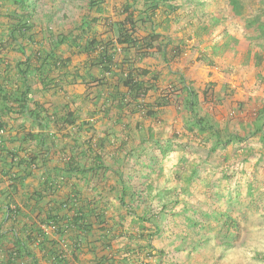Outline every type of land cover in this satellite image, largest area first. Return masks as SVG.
<instances>
[{
	"label": "rangeland",
	"instance_id": "1",
	"mask_svg": "<svg viewBox=\"0 0 264 264\" xmlns=\"http://www.w3.org/2000/svg\"><path fill=\"white\" fill-rule=\"evenodd\" d=\"M30 3L31 9H23L16 0H0V39L4 42L0 58L15 65L25 58L19 48L23 46L26 54L55 50L68 60V69L74 74L79 71L86 81L79 77L76 83L67 84L63 79L67 94L49 88L38 92L39 98L47 101L45 92L52 90L48 102L56 115L66 112L61 96L79 111L84 122L79 119L67 132L82 136L83 144L97 146L106 139L115 144L110 146L114 152L128 136V146L120 151H128L130 157L119 163L126 181H143L153 172L172 191L168 194L172 201L178 197L172 211L168 208L159 213V230L145 222L153 228L146 264H264V146L260 136L214 151V139L191 130L190 113L177 100L184 74L199 95L200 114L209 115L221 128L241 131L254 120L264 106V37L252 29L247 32L244 20L264 14V0H243L244 18L228 13L217 24L218 9L228 8L229 0H137L136 18L140 21L151 16L145 23L139 22L137 34L160 33L168 43V60L155 53L136 62V67L155 71L158 81L142 102L128 107H120L108 94L127 90L118 75L123 68L105 72L97 64L99 49L85 48L91 38L114 43L116 59L123 60L117 38L126 0H103L101 10L90 0ZM27 12L33 14V26H26V36L18 33V40H14L10 33L17 16ZM62 37L64 42L59 43ZM176 48L182 55L172 58ZM161 96L170 97L173 103L161 109L156 118L148 117L143 109ZM85 134L88 137L83 139ZM106 160L113 164L110 156L106 155ZM111 176L115 175L102 179L110 180ZM148 193H139L134 203L128 199L137 215L147 217L161 210L158 199L149 200L153 193ZM220 233L232 244L224 246L217 241ZM208 237L206 246L197 243ZM139 253L137 257L142 255Z\"/></svg>",
	"mask_w": 264,
	"mask_h": 264
},
{
	"label": "crops",
	"instance_id": "2",
	"mask_svg": "<svg viewBox=\"0 0 264 264\" xmlns=\"http://www.w3.org/2000/svg\"><path fill=\"white\" fill-rule=\"evenodd\" d=\"M66 88L67 85L61 93L67 94ZM54 91L45 92L47 101L35 96L52 114L55 113L48 100ZM61 98L66 104L65 97ZM4 123L5 130L0 132V264L148 263L149 233L153 228L142 230L134 220L144 214L136 215L129 207L121 206L119 191L122 185L118 175L109 172L115 175L110 180H95L80 172H69L72 157H76L82 167L89 164L80 153L88 149L80 139L82 136L67 132L73 125L62 126L53 120L47 128H42L38 120L19 107L5 112ZM42 135L47 141L44 145ZM87 137L85 134L83 139ZM75 138L79 139V150L74 146ZM122 139V146L117 145L116 151L105 154V159L106 155L110 156L116 167L123 157H130L128 151H120L128 146V136ZM32 157H36V163L19 164L20 160ZM120 170L123 171L122 166ZM147 174L143 181L156 178L153 172ZM50 178L54 181L48 186ZM136 180L132 183L141 184L142 181ZM74 195L78 196L80 205L72 199ZM138 196L140 194L127 196L126 202L129 204V199L134 203ZM148 199L153 198L149 196ZM80 206L91 224L90 230L81 232L68 226L61 234L48 225L52 217L61 222L71 219ZM90 209H95L98 215L103 212V217L98 220L96 215L90 214ZM139 252L142 255L137 257Z\"/></svg>",
	"mask_w": 264,
	"mask_h": 264
},
{
	"label": "trees",
	"instance_id": "3",
	"mask_svg": "<svg viewBox=\"0 0 264 264\" xmlns=\"http://www.w3.org/2000/svg\"><path fill=\"white\" fill-rule=\"evenodd\" d=\"M16 2L18 6L23 9H31L33 7L30 0H16ZM102 2L103 0H90L91 5L100 10L102 9L100 6V3ZM135 3H137V0H126L124 9L125 18L118 24L117 42L122 45L120 51L124 57L121 62L116 59L118 48H116L114 43H102L96 38H91L87 40L85 46V48L89 51H97L99 49L97 64L102 66L105 72L111 73L118 66L123 68L119 71L118 75L119 80H121L122 85L127 90L124 91L118 89L115 92L111 91L108 93L110 99L118 102L120 107H128L131 104L135 106V104L142 102L143 99H145L149 93L156 88L158 74L148 68L136 67V62L155 53H161L165 59H167L166 46L168 43H164L160 33L155 32L154 30L144 37L137 34L140 26L139 22L141 21L142 23H145L147 20L151 19V16H145V20L139 21L135 15ZM243 8V0H229L228 8L220 7L218 9V17L215 19V24L220 22L225 14L228 13L233 14L238 18H244ZM17 17H19L18 21L13 25L10 33V35L14 37V40H18V33L26 36L23 32L26 26H33V24L30 23L32 21L31 18L33 17L31 12L21 14ZM244 21L247 32H250L252 29L259 36L264 37V14L259 13L255 17L247 18ZM28 38L32 41L34 40L33 35H29ZM63 42L64 38L62 37L59 43ZM0 44L4 46V42L1 39ZM75 44L78 45L76 42ZM19 48L22 52H24L23 56L25 58L17 61L15 65L6 63L4 62L5 59L0 58V129L4 128L5 112L13 111L14 107H19L24 113L38 120L42 128H47L53 120L55 122L58 121V124H62V126L76 124L80 119L78 115L79 111L74 110L69 102H67L64 107L66 111L65 114L58 118L56 114L50 113L44 104L37 101L35 96L38 92L49 88H54L56 91H63L65 86L63 79L67 81V84H71L76 83L79 77L86 81V76L79 75V71H75V74L73 71H70L68 69L69 61L63 59L56 53L55 50H51L49 52L38 50L32 54H26L23 46H19ZM15 50H17V48H15ZM181 55L182 50L176 48L173 50L172 58H176ZM125 65H128V70L126 69L127 72L124 68ZM90 75L91 74L89 73L88 77H90ZM181 82L183 83V88L181 94H178L177 100L184 103L186 110L190 113V128L192 131L196 130V132L200 134H210V136L214 139L212 144V149L214 151L221 146H229L233 143H242L257 135L260 136V140L264 146V106L258 109L256 117L248 126H245L241 131H229L221 128L219 123L213 121L209 115L200 114L199 95L196 89L191 83H187V77L184 74L181 76ZM172 103L173 100H171L170 97L161 96L154 104L151 105L150 108L143 109V111L148 117L156 118L161 109ZM79 127L82 129V124ZM93 138L94 137H92L91 140H93ZM41 140L43 145L47 143L46 139H44V135L41 136ZM110 143L111 141L106 139L100 140L99 143H97V146L84 143L88 145V149H83L80 153L89 164L83 165L82 167L79 160H77L76 157H72V159L69 160V172H71V174L80 172L82 175L89 176L91 179L95 180L104 178V175H107L109 172L118 175L122 185V190L119 191L121 206L129 207V211H131V213L134 212L132 211V206L126 202L127 196H137V194L143 193V191L153 193L151 196L153 199H158V206L161 207V210H157L158 214L152 212V214L147 217L145 215L138 216L134 223H139L142 230H145L148 228L145 224L147 221L159 230V224L161 223V219L158 216L159 213L162 210H167L168 208L172 211L171 208L178 204V197L174 198L172 201V197L168 195L172 193V191L169 190L164 183H162L159 176L148 180V182L142 181L141 184L132 183L133 181L127 183L124 173L120 170L121 166L116 167L113 166V164H108L105 159V154L111 153L110 146L115 145ZM74 146L78 149L77 147L80 146L79 139L75 138ZM25 163H28L29 165L36 163V157H32L30 160H20L19 162L20 165ZM196 171L197 169L193 170V172ZM189 176H191V174ZM51 181L53 183L54 180L51 178L47 180L48 186L52 185ZM174 190L176 189L174 188ZM72 199L76 205H80L81 201L79 202L78 196L74 195ZM147 209H151L149 204ZM89 212L92 215H96L98 220L103 217V212L98 215L96 214L95 209H90ZM135 214L137 215V213ZM86 216L87 215L85 214L83 208L80 206L71 219L61 222V219L52 217V221L47 223H49L48 225L54 230L60 231L61 234L63 233L61 232L62 229H65L68 226L75 230L85 232L91 229V224L87 222ZM152 236L153 234L149 233V240H151ZM216 237L219 239L217 241L224 244V246L232 244V242L222 235V233ZM197 243L206 246L210 243V238L208 237L202 242L199 240ZM215 244H212L213 247ZM149 245L151 246L152 244L150 243ZM189 245L190 242L188 243V246ZM188 246L187 249L189 248ZM102 264L105 263L102 262ZM109 264L113 263L110 262Z\"/></svg>",
	"mask_w": 264,
	"mask_h": 264
},
{
	"label": "built area",
	"instance_id": "4",
	"mask_svg": "<svg viewBox=\"0 0 264 264\" xmlns=\"http://www.w3.org/2000/svg\"><path fill=\"white\" fill-rule=\"evenodd\" d=\"M4 130H5V129H4V128H2V129H0V132H4Z\"/></svg>",
	"mask_w": 264,
	"mask_h": 264
}]
</instances>
